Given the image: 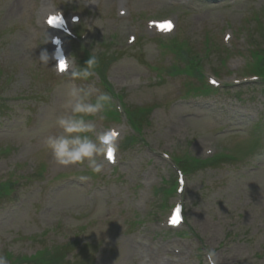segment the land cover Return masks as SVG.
Wrapping results in <instances>:
<instances>
[{"label": "rangeland", "instance_id": "obj_1", "mask_svg": "<svg viewBox=\"0 0 264 264\" xmlns=\"http://www.w3.org/2000/svg\"><path fill=\"white\" fill-rule=\"evenodd\" d=\"M98 1L0 0V179L23 178L14 199L0 205V264L6 249L29 255L68 242H76L69 258L86 264H264V147L244 161L185 172L183 193L172 189L178 175L174 154L216 155L221 144H247L257 126L264 137V92L245 86L241 93L234 88L186 96V83L196 79L167 70L182 61L161 46L162 35L147 19L138 22L185 11L170 35L186 38L188 52L201 50L204 71L212 75L218 54L207 56L205 39L222 42L226 27L245 32L246 44L228 62L232 70L241 67L249 61L246 49L264 0H128L133 17L120 21L113 19L116 0H101L78 46L117 55L100 74L135 119V107H153L138 122L143 139L125 146L133 129L122 104L95 72L88 79L60 76L45 27L46 13L62 6L80 7L90 21L83 7L95 8ZM261 19L264 27V14ZM131 23L136 28L127 30ZM129 34H137L136 43L128 42ZM68 44L73 66L70 39ZM219 73L223 81L234 77L228 69ZM88 105L92 111L83 115L91 118L77 123V111ZM109 107L121 110L118 121L105 113ZM86 129L90 137L82 139ZM111 129L119 132L115 163L105 161L100 143ZM178 201L185 207V237L166 227Z\"/></svg>", "mask_w": 264, "mask_h": 264}]
</instances>
